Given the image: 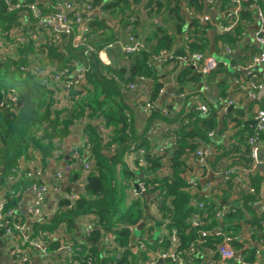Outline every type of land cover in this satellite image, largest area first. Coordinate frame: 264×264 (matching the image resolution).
<instances>
[{"label": "trees", "instance_id": "1", "mask_svg": "<svg viewBox=\"0 0 264 264\" xmlns=\"http://www.w3.org/2000/svg\"><path fill=\"white\" fill-rule=\"evenodd\" d=\"M63 1L27 0L37 3L43 16L54 14L57 4ZM215 1L224 7L228 4L226 0ZM69 3L75 5V13L86 5L91 10L89 15H82L86 21L77 48L72 43L80 35L81 26L74 21V12L67 14L71 33L66 35L39 27L25 8L8 11L2 2L0 4V199L4 210L13 212L14 223H26L20 212L25 197L32 196L33 185L46 184L43 181L45 175L54 174L50 162L62 161L70 168L67 172L70 182L78 181L82 173L85 178L83 191L74 200L67 198L73 191L66 188L43 222H31V238L42 236L51 253L59 248L63 237H69L72 246L77 248L72 259L78 264H144L152 253L168 251L174 231L178 241L174 254L183 264H208L204 258L207 253L212 255L214 264L219 259L217 249L227 237L231 238L229 247L233 252L242 258L248 256V261H255V248L247 246L239 235L242 227L248 224L252 229V241L264 237L261 226L264 213L259 214L253 206L260 192L259 179L253 175L248 179L255 194L238 190L235 201L228 200L231 191L237 189L234 172L226 180L222 177V184L212 190L213 195L209 198L198 192L201 189L199 178H207V182L212 183L221 161L228 163L227 169L250 167L248 141L256 136L264 142V133H257L245 125L243 117L253 119L254 107L263 109L264 104L250 101L246 112L235 108L221 124L212 107L211 112L203 114L196 105L185 108L183 104L170 117L154 105L144 114V131L139 133L133 110L124 99L129 86L134 87L143 78L151 83L148 101L155 104L164 86L153 65L162 53L170 54L165 58L166 63L173 65L171 72L179 93L185 95L184 100L199 96L201 78L188 59L194 53L208 55L211 44L204 39L205 27L197 20L192 19L185 28L181 9L184 6L188 11L199 13L205 7V1L69 0ZM243 5L245 8L258 6L264 12V0H247ZM24 15L29 17L28 21ZM239 16L240 22L233 31L217 36L214 42L216 53L223 45L233 51L239 50V55L230 59L231 68L245 67L259 52L256 46L244 44L241 37L242 32L248 30L252 12L243 10ZM124 31L127 37L140 40L142 49L132 55L120 56L128 62L126 67H111L98 57V51L120 41ZM88 48L93 52L86 54ZM178 57L187 62L179 64ZM79 69L83 71L82 81L64 87L65 82L74 83ZM64 70L66 73L61 77ZM228 74L229 69L218 60L216 70L206 77L208 88L216 91L218 99L229 98L234 91L225 78ZM56 76H59L58 80ZM233 77L242 81L250 79L247 75L241 76L239 71ZM159 122L167 127L165 135L174 139L173 147L163 154L157 153L149 141L150 130ZM230 123L234 130L227 145L208 136L209 133L225 134ZM77 126L81 127L82 136L87 140L77 149L78 158H82L83 149L89 154L85 171L81 165L77 169L71 167L76 161L73 151L65 161L62 150ZM205 146L212 149V154L205 165L197 166L195 152ZM132 152L137 155L132 160L133 169L125 161ZM195 174L196 191L187 180ZM138 182L149 188L126 202V191ZM149 194L159 196V214L146 228L148 239L145 240L142 234L138 237L145 243V250L136 251L131 246L134 242L131 228L150 219L146 199ZM196 201L203 202L201 210L195 208L193 202ZM218 201L230 204L234 211L217 219ZM87 214H94L96 228L91 230L85 243L77 244L73 237L75 221ZM195 214L199 224L191 226L190 220ZM215 230H220L222 235H214ZM203 232L208 234L202 237ZM105 234L114 237L110 249L102 242ZM154 234L158 236L153 241ZM0 236H3L2 231Z\"/></svg>", "mask_w": 264, "mask_h": 264}, {"label": "built area", "instance_id": "2", "mask_svg": "<svg viewBox=\"0 0 264 264\" xmlns=\"http://www.w3.org/2000/svg\"><path fill=\"white\" fill-rule=\"evenodd\" d=\"M91 1V0H87ZM205 1V7L207 9H211V7L217 2H213V0H204ZM247 0H229V4H227L225 7L221 4L219 5V10H216L218 18V23L216 24V30L219 35L223 34H229L233 31V29L238 25L240 22V13L245 10L248 12H252L253 17L251 19V22L247 24L248 30L245 32H242L241 37L242 39L250 38L251 42L254 46L259 48V52L256 56L252 57V60L249 64H247L245 67H238L234 68V70L245 72L247 76L250 77L247 81L242 80H234V84L236 87H238L239 94L244 96L249 101H257L259 103L264 104V12L259 8L258 6L249 5L247 8L244 7V2ZM3 3L4 8H6L8 11H14V10H21L23 8L30 11L32 17L36 20L35 23L46 30H53V32L64 33L66 35L71 33V26L70 21L68 19L67 14L69 12H74L73 18L74 21L79 24L80 27V35L77 36L72 43V46L74 48H77L80 44L81 40V34L84 31L83 23L86 21L82 17V15H89L91 13L90 7L86 5L80 12L75 13L74 7L75 5H72L69 3V1H63L61 3L57 4V11L52 15H46L43 16L41 13V10L37 6V3L33 2H27V0H0ZM230 6V7H229ZM189 15L197 20L201 25H206L210 23V17L208 15H200L199 13H196L194 11H188ZM58 39V37L56 36ZM184 40L187 39V36L183 37ZM117 44H121L119 41L116 42ZM109 45L108 47H110ZM121 51L125 55H132L137 52H139L142 49V42L138 41L136 39H133L132 37L128 36L126 39V42L121 44ZM222 52L227 57L233 56L236 51H233L231 48H229L227 45H223ZM89 52H93L90 48L87 49L86 54ZM170 55L168 53H162V56ZM161 57H157V60H161ZM98 57L105 63V58L103 51H98ZM168 57V56H167ZM178 63L185 64L187 62L186 59L178 57ZM189 65L194 70L195 73H197L200 78V89L202 91H208L209 88L206 83V77L216 70L217 67V61L214 57H211L209 55H202L199 53H194L189 56ZM82 70L79 69L75 73V81L72 82H65L64 87H71L73 85H77L80 83L83 79ZM66 73V70L60 73V76L62 77ZM56 80L59 79V76L55 77ZM143 78H140V81H143ZM134 87L129 86V89H133ZM162 90L160 91L161 94ZM184 96V95H183ZM219 104H221L225 109L227 107H234L237 102L234 98H226L224 100L218 99ZM139 108L144 113H149L153 108L154 104L150 103L149 101H146L143 103V105L139 106ZM196 108L203 114H206L209 112L207 103H197ZM165 113V112H164ZM255 122V131L257 133H264V108L263 109H257L254 113V117L252 119ZM151 130L150 132H152ZM215 133H209V137H213ZM83 138V143H87L86 138ZM248 145L250 146V153L249 157L251 159V165L250 167H229L224 171L223 178L226 180L228 178V175L232 172H237L239 174V178L234 179L235 182L237 181H244V183L240 182V185H242V189L246 190L250 194H255L254 188L249 185V178L255 174L256 168L259 163V154L261 152V149L264 147V142H260L258 137H251L248 141ZM173 146L172 144L169 146L167 143L162 144L161 147H159L156 151L157 153L163 154L166 150L171 149ZM211 148L208 146L203 147L202 149H199L195 152V163L197 166H203L205 165L206 160L210 157ZM142 153V151H141ZM75 156V154H74ZM84 169H87L88 163L83 162ZM38 175L41 176L40 171H38ZM51 177V176H50ZM48 176L43 177V181H46L47 178H50ZM52 177L55 180H62V173L55 171ZM42 176L40 177V179ZM42 180V179H41ZM188 184L191 185V187L195 188L196 181L195 178L190 180ZM149 186H147L144 183H137L131 191L135 196H138L140 194H143L147 191ZM211 193H213L216 187L210 186ZM52 190L55 193H60L59 188L57 185L48 186V185H41L36 186L33 185L31 191H32V202L30 203L28 209H27V217L30 222L37 221V222H43L44 215L41 212L42 206L44 204L45 196L47 193ZM211 195V194H210ZM204 198H209L208 194L203 195ZM70 200L75 199V195L67 196ZM235 200L234 197L230 198V200ZM195 208L197 210H201L203 208V202H194ZM219 207L217 209V212L215 214V217L217 219H220L226 212L228 211H234L231 210L230 204H224L223 202L220 203L218 201ZM256 204L259 205L258 213H264V194L258 193L256 195ZM13 212L11 210H4V203L3 200L0 199V231H2L3 236H0V241L3 242V249L6 253L7 257L10 260V264H29L31 259L34 257L41 258L45 261H52L54 264V259H52L53 256L56 255L57 257V264H61L63 261L66 262V264H78L76 261L72 259L74 252L77 250V248H74L72 245V242L68 239L69 237H63V240L59 241L60 245L59 248L55 252H50L47 250V245L44 243L42 236L31 238L30 235H32L31 227L26 225L24 222H18L14 223L12 221ZM191 226H197L199 224V218L197 214L193 215V218L190 220ZM262 228H264V221L261 222ZM90 226L86 229V236H88L91 232ZM216 236H221L222 232L220 230H215L212 232ZM208 233L203 232L201 233L202 237H205ZM250 236L252 235V231L248 233ZM109 235L110 234H106ZM108 236V238H109ZM53 240H56L54 237ZM231 242V238H225L223 243L218 247L217 253L219 255V259L222 263H228L232 262L233 264H264V237H262L258 241L259 248L254 251V255L256 257L255 261H248L242 258L237 253L233 252L231 248L229 247V243ZM178 241L175 235V232L172 231V234L170 236V247L168 248V251H157L154 255V261H157L158 259H171V262H176L177 264H183L181 259H177L175 257L174 251L177 247ZM112 243L107 244L106 248H112ZM144 242L141 240H138L136 238L133 242V246L136 251H144ZM263 252V257L261 253ZM150 264H154L155 262ZM86 264H90L89 262Z\"/></svg>", "mask_w": 264, "mask_h": 264}, {"label": "crops", "instance_id": "3", "mask_svg": "<svg viewBox=\"0 0 264 264\" xmlns=\"http://www.w3.org/2000/svg\"><path fill=\"white\" fill-rule=\"evenodd\" d=\"M64 1H69V0H64ZM184 1V0H183ZM220 3L219 1H217L212 7L211 9H207V7H204L203 10L201 12H199L200 15H208V17H210V23L206 24V25H202L203 27H205V34H204V39L205 40H209L211 47L209 50V56L216 58L217 60L221 61L223 63V65H225L228 69H229V74L228 76H226L225 78L227 80H229L231 86L233 87L234 91H232L233 96L232 98H234L237 102V104L233 107V109H238V110H244V112H246L247 108L249 107V103L250 101L247 100L244 96L239 94L238 91V87H236V85L234 84V80L235 78L233 77L234 73L237 72V70H234V68L230 67V59L238 56L239 55V50L236 51L234 53L233 56L227 57L226 55L223 54L222 52V48H220V50L216 53V49L215 48V40L216 37L219 36L217 30H216V24L218 23V18L216 17L217 12L216 10H219L220 8ZM182 14L185 16V28L189 25L190 22H192V17L189 15V13L187 12L186 8H184V6H182ZM144 15V14H143ZM24 19L26 21L29 20V17L24 15ZM115 27V26H114ZM120 38V43L123 44L124 42H126L127 39V34L126 32H122ZM185 37V36H183ZM184 39V38H183ZM140 41V40H139ZM244 44H251L253 45V43L251 42L250 38H246L244 39ZM121 44H117L116 42L114 44H110V47H107L106 49H101L103 51L104 54V58H105V63L108 64L111 67H116V66H124L126 67L128 65V62L126 60H121V55H124L123 52L121 51ZM219 48V45H218ZM169 54V53H168ZM167 56H162L161 60H157L154 63V68L156 70V72L161 76L162 79V83H163V90L158 98V100L155 102V108L158 110H162L163 112H166L167 115H169L170 117L174 116L175 113H177L179 111V109H181L183 107V104L186 107L191 106V105H196L197 103L201 102L203 103H207L208 109L211 112V107L213 110L217 111V117H218V121L219 124L222 123V121L225 119L226 115L228 114V112H226V109L219 104V101H217V97L216 96V91L214 89H209L208 91H202L199 93V96H194V97H189V99L187 101H185V95H181L178 91L175 79H174V75L172 74V69H173V65L171 63H166V59ZM181 65H183V63H181ZM240 72V71H239ZM241 76L246 75L245 72H240ZM200 85V83H199ZM198 85V87H199ZM150 87H151V83L148 80H143L140 81L138 83H136V85H134L133 89H127L126 94L124 96L125 99V103H127V105H129V107L132 108L133 110V117H134V124H135V128L136 130L141 133L144 131V125H145V118H144V112L139 108V106L143 105V103H145L146 101H148V95H149V91H150ZM201 87V86H200ZM199 90V89H198ZM214 91V92H213ZM213 93H215V96H213ZM231 98V97H229ZM257 106L254 107V112L257 110ZM232 111V110H231ZM230 113V112H229ZM243 121L244 123L249 122V121H253L252 118L249 117H243ZM155 127L153 128L152 132H149V141L151 143L152 147H155L156 149H158L159 147H161L162 144L167 143L169 146L172 144V146L174 145V139L170 138L168 136L165 135V130L167 129L166 125L164 123H154ZM250 126L249 124H245ZM251 127V126H250ZM252 129L254 127H251ZM234 130L232 123H230L228 125V130L225 134L218 136L216 133L215 135L212 137L214 140L223 143L224 145H227L229 143V136L232 134V131ZM151 131V130H150ZM82 133H81V127L77 126L75 127L72 135L66 140V142L63 144L62 146V150L64 152L65 155V161L68 160L70 158L69 153L70 152H74L73 153V157H75V164H72V168L77 169L79 165H81V167L84 170L83 167V162L84 163H88L87 161L89 158V154L88 152L83 149V155L82 158H78V154H77V149L79 147H82V143H83V138H82ZM75 154V156H74ZM137 155L136 153L132 152L131 154L128 155V157H125V161L128 163L129 167L131 169H133V165H132V160L136 159ZM193 163V162H191ZM228 163L221 161V163L217 164L216 167V173L214 174V179L211 181L212 183L207 182V178H199V181L201 183V189L199 190L198 194L199 195H205L208 194V196L213 195L211 193V189L209 188L211 185L214 187H217L218 185L222 184V177L224 174V171L227 169ZM49 167L51 169V173L58 171L62 174V180L58 181L55 180L52 176L50 178H47L45 183L48 186H53V185H57V187L60 190V193H55L52 190H50L47 195L45 196V200H44V204L42 206L41 212L43 213V215H48L51 213V211L53 210L56 201L58 199L59 196H61L64 193V190L68 187H70L73 191V195H75V197L83 191V186H84V178H85V173H82L81 178L78 181L75 182H70L67 176V172H69L70 168L67 167L65 162L62 161H52L49 163ZM85 171V170H84ZM197 173V171H196ZM234 179L239 178V174L235 171L234 172ZM197 176V174L194 175V177L192 176L191 178H187L188 181L194 179ZM255 176L257 179H259V183H260V192L264 194V147L263 149H261V152L259 154V163L258 166L256 168V172L253 175ZM211 178V177H210ZM240 181V180H239ZM239 181L235 182L237 183V189L231 191V197L234 196V198L237 196L236 193L237 191H246L244 189H242V185H240ZM242 183H244V181H240ZM139 183V182H138ZM136 184H134L133 186L129 187L128 191H126V196H127V201H131L133 199H135L138 196H135L133 194V192L131 191V189H133V187ZM194 191H196L195 188H193ZM192 190V191H193ZM249 193V192H247ZM211 194V195H210ZM230 197V198H231ZM230 198L228 200H230ZM147 199V203H149L148 205V217H150V219L148 221H143L144 225L143 227H145V231H143V227L140 230L139 235H136V233L134 232L135 227L131 228L132 234H133V241L138 238L140 236V234H142V237L146 240L148 239V232L146 231V228H148L149 226L152 225V220L154 217L158 216L159 212L157 210V204L159 201V196L157 194H149L146 196ZM235 201V200H234ZM32 202V196L31 194H28L22 204L21 207V214L24 216V218L26 219V225H28L30 227L31 222L29 221L28 217H27V209L30 205V203ZM223 201H221L222 203ZM194 204V202H193ZM255 211L258 210L259 205L256 204V201L253 204ZM152 217V218H151ZM152 219V220H151ZM88 226H90V230L96 228V222H95V216L94 214H87V215H83L80 216L79 218L76 219L75 221V232L73 234V237H75V243L77 244H83L86 242L87 236H86V229L88 228ZM143 231V233H142ZM250 231H252V229L250 228V226L248 224H245L242 227L241 233H240V239L242 241H244L247 246L253 245V248L258 249V241H252L251 236L248 234ZM104 235L103 237V244H105L107 246V244H111L113 242V235ZM154 239L157 238V234H154ZM151 238V237H150ZM150 240V239H149ZM145 244V243H144ZM105 246V247H106ZM133 246V244L131 245ZM113 247V245H112ZM110 249V248H109ZM145 250V249H144ZM254 250V251H255ZM156 253H152L150 255L149 260L144 263V264H150L153 263L154 261V255ZM206 256H204V258L206 259L208 264H212V255L211 254H205ZM244 259L247 260L248 256H244ZM52 259H54V264H57V257L56 255L52 257ZM156 264L157 261H154ZM52 261H45L42 260L41 258H37L34 257L33 259H31L29 264H52ZM0 264H10V260L7 257L6 253L4 252L3 249V242L0 241ZM214 264H226V263H222L220 261V259H218L217 261L214 262Z\"/></svg>", "mask_w": 264, "mask_h": 264}, {"label": "water", "instance_id": "4", "mask_svg": "<svg viewBox=\"0 0 264 264\" xmlns=\"http://www.w3.org/2000/svg\"><path fill=\"white\" fill-rule=\"evenodd\" d=\"M198 88H200V85ZM231 110H233L232 106L226 108V112H228V113L231 112ZM244 124H249L251 127H255L254 121H249L247 123L245 122ZM143 225H144V222H141L135 227L134 232L136 233V235H139L140 230L143 227ZM169 262H171V259H158L156 264H166Z\"/></svg>", "mask_w": 264, "mask_h": 264}, {"label": "rangeland", "instance_id": "5", "mask_svg": "<svg viewBox=\"0 0 264 264\" xmlns=\"http://www.w3.org/2000/svg\"><path fill=\"white\" fill-rule=\"evenodd\" d=\"M226 2L229 4V0H226ZM215 59H216V58H215ZM216 60H217V59H216ZM213 92H214V91H213ZM213 96H215V93H213ZM232 96H233V94L230 93L228 97H231V98H232ZM215 97H217V96H215Z\"/></svg>", "mask_w": 264, "mask_h": 264}]
</instances>
